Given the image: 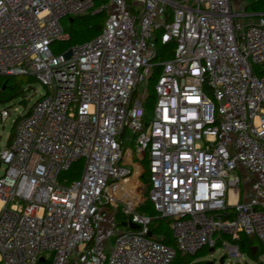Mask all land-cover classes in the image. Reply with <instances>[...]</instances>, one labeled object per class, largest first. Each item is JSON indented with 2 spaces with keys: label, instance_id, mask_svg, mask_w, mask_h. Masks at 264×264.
<instances>
[{
  "label": "built area",
  "instance_id": "1",
  "mask_svg": "<svg viewBox=\"0 0 264 264\" xmlns=\"http://www.w3.org/2000/svg\"><path fill=\"white\" fill-rule=\"evenodd\" d=\"M99 12L95 37L53 52L71 39L67 18ZM19 75L46 93L0 149V264H172L217 245L240 263L241 235L264 245V12L246 0H0V76ZM80 159L81 176L62 178ZM156 217L174 245L151 230Z\"/></svg>",
  "mask_w": 264,
  "mask_h": 264
},
{
  "label": "trees",
  "instance_id": "2",
  "mask_svg": "<svg viewBox=\"0 0 264 264\" xmlns=\"http://www.w3.org/2000/svg\"><path fill=\"white\" fill-rule=\"evenodd\" d=\"M246 9L250 12H264V0H246ZM104 19L105 12H99L96 14L88 13L67 18L64 21V24L66 30L71 34V39L67 42L69 47L76 43H81L95 37L101 31ZM155 45L159 50V46L161 44L158 40V37H156ZM158 56L160 58H165L162 54ZM155 74H160V67H156L153 76L150 78V83L154 82ZM15 77L16 76H0V104L11 102L22 92L21 84L16 81ZM155 85L150 86L149 89L150 91L147 102V110H149L150 106H152L156 98ZM13 135L14 132L12 133L10 140L12 139ZM77 162H75L72 167L67 172H65L69 174V178L71 180L78 178V174L75 169V164ZM62 176L65 175L62 174ZM129 189L131 191L132 187H130ZM140 190L144 193V195H147V189L145 187H141ZM146 210L150 213V215H155L154 210L150 205L147 206ZM119 220L122 221L120 218ZM151 230L155 235L161 237L160 239L161 241H163V243L167 245H174V239L170 228V220L161 217L154 218L151 225ZM236 242L239 244L241 252L246 253L252 260L258 261L259 258L264 255V245L261 243V245H258V249L255 254H252L253 247L256 246V244L251 236L241 235L240 239ZM208 250L209 248H203L192 256L178 252L172 264H210L207 260L203 259V257L208 253ZM39 263L45 264L46 261Z\"/></svg>",
  "mask_w": 264,
  "mask_h": 264
},
{
  "label": "rangeland",
  "instance_id": "3",
  "mask_svg": "<svg viewBox=\"0 0 264 264\" xmlns=\"http://www.w3.org/2000/svg\"><path fill=\"white\" fill-rule=\"evenodd\" d=\"M240 1V0H238ZM106 19V14H105ZM104 19V21H105ZM104 24V23H103ZM160 50H164L165 59H168L171 57L170 53H168L169 49L171 47H164L159 46ZM69 48V45L67 42L65 43H57L52 47L54 53H59L63 50H66ZM172 50V49H171ZM161 58L159 57L158 60ZM159 74H155L154 76V82L150 83L148 82V89H150V86L155 85L156 81L158 79ZM16 81L21 84L22 92L20 95L12 100L11 102H8L6 104H0V110L3 108H7L10 111H12L11 116L5 121L2 122L0 120V149L4 147L10 140V137L12 133L14 132V126H15V120L17 117L23 113L25 110H28L30 107L34 105V103L40 99L42 96L46 93V88L34 77L27 76V75H19L15 77ZM150 91V90H149ZM18 108L16 111L15 108ZM148 119H151L152 114L149 111L147 115ZM130 134V130L127 131V135ZM125 146L127 148H133V142H131L129 139L125 141ZM135 160H141L142 157L139 155H134ZM5 164L0 162V176L3 173L5 169ZM84 167V159L78 160V162L75 164V169L78 174V178L81 176L82 171ZM65 176H61L62 178H69L68 173H63ZM71 180V179H70ZM142 200H144L142 198ZM254 239L256 246L261 245V241L257 239L256 237H252ZM261 243V244H260ZM109 245L106 247V253H109ZM223 256V250L220 247V245H217L216 249L212 252L208 250V253L206 256L203 257V259L207 260L210 264H264V255H262L258 261L252 260L246 253H243V259L240 263L230 262ZM47 261L45 264H52V254L46 253ZM44 264V263H39Z\"/></svg>",
  "mask_w": 264,
  "mask_h": 264
},
{
  "label": "water",
  "instance_id": "4",
  "mask_svg": "<svg viewBox=\"0 0 264 264\" xmlns=\"http://www.w3.org/2000/svg\"><path fill=\"white\" fill-rule=\"evenodd\" d=\"M70 55H71V51L69 50V51L66 53V56H70ZM125 225H126V223H125ZM127 225H128L131 229H138V228H139V225L136 224V223H134V222H129V223H127ZM151 235H152V232H149V233H148V236H151ZM257 249H258V246H254V247H253V252H252L253 255L255 254V252L257 251ZM209 251L212 252V251H214V249H213V248H210ZM40 262H44V258H43V257L40 258ZM211 264H212V263H211Z\"/></svg>",
  "mask_w": 264,
  "mask_h": 264
}]
</instances>
